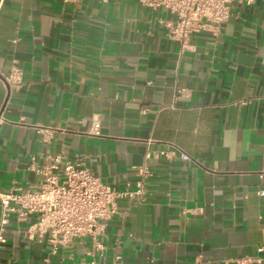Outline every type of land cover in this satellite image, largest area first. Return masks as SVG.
I'll return each mask as SVG.
<instances>
[{
    "label": "crops",
    "instance_id": "crops-1",
    "mask_svg": "<svg viewBox=\"0 0 264 264\" xmlns=\"http://www.w3.org/2000/svg\"><path fill=\"white\" fill-rule=\"evenodd\" d=\"M172 20L139 0H0V194L38 187L57 156L119 191L152 170L145 199H118L96 240L53 253L28 239L36 216L11 217L2 261L264 264V0L235 3L186 48ZM13 67L17 89L1 79ZM170 145L192 159L156 157Z\"/></svg>",
    "mask_w": 264,
    "mask_h": 264
},
{
    "label": "built area",
    "instance_id": "built-area-1",
    "mask_svg": "<svg viewBox=\"0 0 264 264\" xmlns=\"http://www.w3.org/2000/svg\"><path fill=\"white\" fill-rule=\"evenodd\" d=\"M139 1L152 9L165 8L169 11L174 20L167 23V35L179 41L182 48H186L191 36L205 26H219L227 22L235 3L250 5L254 0ZM1 79L10 88L17 89L23 84V74L18 67L2 74ZM88 134H100L99 115L92 117ZM176 156L181 160L192 159L189 153L176 145L156 153V157L168 160ZM149 157L148 152L146 160ZM136 169L139 179L135 188L119 191L102 182L90 169L71 162L62 164L61 157H55L42 170L44 179L38 187H16L0 194V250L6 241V227L11 217L22 222L31 215L36 216L35 223L29 227L28 239L46 243L53 253L70 247L79 238L90 237L96 240L103 237L108 221L118 211V199L125 198L130 203L141 202L147 195V180L152 176V170L147 161ZM97 244L102 248L100 242ZM257 250L262 252L264 247L260 246ZM0 264H11L1 260V252ZM113 264H123L121 257L117 256Z\"/></svg>",
    "mask_w": 264,
    "mask_h": 264
}]
</instances>
